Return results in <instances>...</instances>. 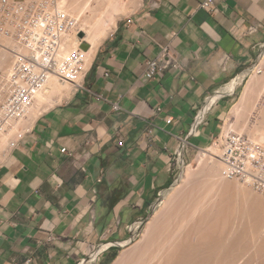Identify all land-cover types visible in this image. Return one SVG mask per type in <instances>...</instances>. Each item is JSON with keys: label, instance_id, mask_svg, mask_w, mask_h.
<instances>
[{"label": "crops", "instance_id": "0c3cea01", "mask_svg": "<svg viewBox=\"0 0 264 264\" xmlns=\"http://www.w3.org/2000/svg\"><path fill=\"white\" fill-rule=\"evenodd\" d=\"M203 1L140 0L71 97L0 151V264H112L179 154L223 133L264 44V0H213L214 13ZM165 45L184 69L146 80Z\"/></svg>", "mask_w": 264, "mask_h": 264}, {"label": "bare ground", "instance_id": "6f19581e", "mask_svg": "<svg viewBox=\"0 0 264 264\" xmlns=\"http://www.w3.org/2000/svg\"><path fill=\"white\" fill-rule=\"evenodd\" d=\"M56 3L77 20L83 38L76 31L66 35L58 59L61 75H51L19 119L0 135V151L6 145L9 148L12 137L24 135L41 115L71 97L98 47L113 33L117 22L138 7V0L127 4L122 0H56ZM1 39L10 40L0 34ZM6 42L4 45L11 46L10 41ZM81 43H87L88 50H81ZM5 53L8 52L0 48L1 69L5 64L9 66ZM255 75L231 109L222 136L238 133L234 127L248 131V123L258 110L255 134L260 131L261 138L264 137V103L260 102L264 73L260 77ZM249 135L254 143L264 145V140ZM220 150V146L213 144L200 151L198 168L187 167L186 181L165 195L161 209L147 222L143 233V227L138 226L136 235L141 236L140 240L121 252L112 264H264L263 196L257 195V191L254 194L246 182L239 185L224 176Z\"/></svg>", "mask_w": 264, "mask_h": 264}, {"label": "built area", "instance_id": "2783aa9c", "mask_svg": "<svg viewBox=\"0 0 264 264\" xmlns=\"http://www.w3.org/2000/svg\"><path fill=\"white\" fill-rule=\"evenodd\" d=\"M201 8L210 13L215 12L213 0H204ZM0 11V32L12 43L11 46L1 45L10 55L9 66L0 69L1 135L44 89L49 77L61 75L58 59L63 40L74 31L78 35L79 29L77 20L59 9L56 0H2ZM256 31V28H251L249 33ZM183 69L180 55L174 47L165 45L147 63L144 78L151 80L170 70ZM113 109L119 110L117 105ZM204 112L205 108L199 112L197 123L202 122ZM170 122L167 120V123ZM17 141L10 140L7 150L14 148ZM216 143L221 148L219 158L224 165V176L229 180L246 182L264 196V145L235 132L225 136L221 133ZM62 152L65 150L62 149ZM94 256L95 253H92L90 259ZM79 264H87V261Z\"/></svg>", "mask_w": 264, "mask_h": 264}, {"label": "rangeland", "instance_id": "374dc122", "mask_svg": "<svg viewBox=\"0 0 264 264\" xmlns=\"http://www.w3.org/2000/svg\"><path fill=\"white\" fill-rule=\"evenodd\" d=\"M24 1H28V0H23V2ZM58 1V0H57ZM79 1H81V0H79ZM83 1V0H82ZM130 0H122V2L124 3V4H127L128 2H129ZM139 2H140V0H138V3H137V5L139 4ZM59 3V2H58ZM127 17V16H126ZM126 17H124V18H126ZM0 18H1V11H0ZM124 18H122V19H124ZM122 19H120V20H122ZM119 20V21H120ZM1 21H2V19L0 20V23H1ZM118 21V22H119ZM117 22V23H118ZM0 34L1 35H3L1 32H0ZM4 36V35H3ZM110 36V35H109ZM108 36V37H109ZM107 37V38H108ZM83 38V37H82ZM106 40V39H105ZM8 42L10 41V40H7ZM4 42H6V40L4 41ZM4 42L2 41V39H1V41H0V44L2 45H4ZM8 42H6L7 44H9ZM5 43V44H6ZM10 43H11V41H10ZM6 46V45H5ZM0 48H2L1 46H0ZM3 49V48H2ZM4 50V49H3ZM4 52H5V50H4ZM8 52V51H7ZM6 54V56H7V65H9L8 63H9V59H10V55H9V53H5ZM258 55H257V57H256V61L252 64V66L250 67V69H249V77H247L242 83H241V85H239L237 88H236V90L234 91V93H232V102H233V105H235L238 101H239V99H240V97H241V94L243 93V90H244V88H245V86L249 83V81H251V77H253V75H257L258 77H260V76H262L263 75V73H264V44L262 45V47L259 49V51H258V53H257ZM2 66V65H1ZM0 66V67H1ZM7 66H6V64H5V66L4 67H2V69L3 68H6ZM259 67V68H258ZM1 69V68H0ZM258 69V71H259V73H255V71ZM255 75V76H256ZM264 95V94H263ZM262 95V99H261V103L263 104L264 103V101H263V99H264V96ZM263 101V102H262ZM64 102V101H63ZM261 103H260V105H261ZM257 112H258V110L256 111V112H254L253 113V116L251 117V119H250V121L251 122H249V123H251V124H249L248 123V128H246V130H248V131H242L241 132V127L239 128V127H234L233 129L234 130H238L237 132H238V134H245V135H249L248 134V132H250V135L252 136V137H254L256 140H260V141H262L263 142V138H261L262 137V133L260 132H258V133H256L255 134V132L257 131L256 129H258L257 127H255V126H258L257 124H256V121L258 120V114H257ZM257 115V116H256ZM255 117V118H254ZM233 122H235L234 120L232 121V123ZM258 122V121H257ZM256 124V125H255ZM254 126V127H253ZM247 127V126H246ZM256 130V131H255ZM239 131L241 132V133H239ZM236 133V132H235ZM261 134V135H260ZM249 135V136H250ZM255 135V136H254ZM19 135L17 134L16 136H14V138L12 137V139H19L20 137H18ZM250 136V137H251ZM261 138V139H260ZM12 139H10V140H12ZM16 140V141H17ZM216 140L217 139H215L209 146H212L213 144H217L216 143ZM264 143V142H263ZM208 146V147H209ZM204 149H206V148H204ZM202 149H200V150H196V151H193V150H189V151H186L185 153H183V155H181V157L180 158H178V160L175 162V164H174V174H175V178H174V184L171 186V188H169L168 190H166L164 193H162L161 194V196H159L158 197V200L157 201H155V204L157 203V205L155 206V207H152L151 208V210L149 211V213L142 219V220H140V221H138L137 223H135L134 225H132L130 228H129V230H130V233L127 235V239H126V242H123V243H121V246H123V247H121L120 248V250H119V254L121 253V252H123V251H125V250H127V249H129L130 247H132L134 244H136L139 240H140V238H141V236L140 235H136V230H137V228H138V226H141V227H143L142 229H141V232L143 233V231L145 230V226H146V224H147V222L151 219V217L155 214V213H157L160 209H161V207H162V205H163V201H164V198H165V195L166 194H168L170 191H172V189H175V188H177L180 184H182V181H186V169H187V167L188 166H190L191 168H193V169H197L198 168V163H199V155H200V151H201ZM183 176V177H182ZM235 182H237V183H239V185H244V182H242V181H235ZM181 186V185H180ZM246 186V185H245ZM250 190H253L252 192L254 193V192H256V191H254V189H252V188H250V187H248ZM257 193V195H259V196H263V195H261L260 193H258V192H256ZM255 194V193H254ZM263 199H264V196H263ZM154 204V205H155ZM239 219V218H238ZM240 220H243V221H245V219L244 218H240ZM242 221V223H244ZM141 233V234H142ZM119 256V255H118Z\"/></svg>", "mask_w": 264, "mask_h": 264}, {"label": "water", "instance_id": "95a60500", "mask_svg": "<svg viewBox=\"0 0 264 264\" xmlns=\"http://www.w3.org/2000/svg\"><path fill=\"white\" fill-rule=\"evenodd\" d=\"M78 37H79V38H82V37H83V34H82V33H79V34H78ZM79 48H80L81 50H83V51H86V50H88L89 45H88L87 43H82V44L79 46Z\"/></svg>", "mask_w": 264, "mask_h": 264}]
</instances>
